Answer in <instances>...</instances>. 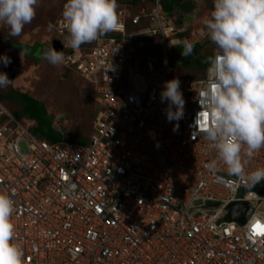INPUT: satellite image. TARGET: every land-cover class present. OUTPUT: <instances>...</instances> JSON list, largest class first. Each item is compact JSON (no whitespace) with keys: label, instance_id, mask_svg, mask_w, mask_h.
<instances>
[{"label":"built area","instance_id":"obj_1","mask_svg":"<svg viewBox=\"0 0 264 264\" xmlns=\"http://www.w3.org/2000/svg\"><path fill=\"white\" fill-rule=\"evenodd\" d=\"M127 9L116 4L120 27L76 50L63 46L62 16L54 27L61 66L93 88L86 143L52 142L33 131L35 119L0 106V192L13 201L23 264H264V233L253 231L264 229V179L246 187L205 139L207 73L183 76L170 63L186 27L160 0ZM129 23L140 27L128 32ZM173 78L184 99L178 121L167 119L160 98ZM242 166L264 168V148L242 152ZM235 202L246 217L226 219Z\"/></svg>","mask_w":264,"mask_h":264},{"label":"clouds","instance_id":"obj_2","mask_svg":"<svg viewBox=\"0 0 264 264\" xmlns=\"http://www.w3.org/2000/svg\"><path fill=\"white\" fill-rule=\"evenodd\" d=\"M38 4L39 0H0V22L8 27L10 36L21 34L35 17ZM212 5L202 23L219 53L209 58L206 69L201 97L202 111L207 113L203 135L227 173L246 187L252 186L264 179V168L245 173L242 152L251 157L264 148V0H212ZM115 9V0H65L61 14L68 38L63 46L76 50L117 30ZM182 43L181 55L187 56L193 45L187 40ZM42 56L52 66L65 59L54 48L44 50ZM10 62L9 56L0 54V65L7 67ZM10 83L7 73L0 71V89ZM160 98L168 102L167 119L178 121L184 105L180 81H165ZM216 163L213 160L207 167L215 168ZM12 211L11 196L0 192V264H23V251L13 237Z\"/></svg>","mask_w":264,"mask_h":264},{"label":"rangeland","instance_id":"obj_3","mask_svg":"<svg viewBox=\"0 0 264 264\" xmlns=\"http://www.w3.org/2000/svg\"><path fill=\"white\" fill-rule=\"evenodd\" d=\"M64 2L65 0H39L35 17L23 27L21 34L15 37L10 36L8 27L0 22V54H6L11 59L7 67L0 65V71L6 72L11 80L9 86L0 89V94H6L14 89L35 98L44 104L47 113L53 116V123L65 136L83 139L87 138L93 129V115L96 110L92 97L93 88L63 66L50 65L42 56V48L51 44L54 27L62 16ZM115 2L126 10L130 6L131 12H136L141 6L150 8L148 0H140L136 3L132 0H115ZM204 2V0L195 2L193 10L185 13L183 25L188 30L190 40L204 39L209 42L205 47L206 51L219 52V49L208 41L210 39L207 30L202 23V18L208 16L213 7L212 1ZM49 25L52 27L49 28ZM61 39L64 40L62 37ZM35 45H38L34 50L38 60L29 53L28 49ZM170 63L175 65L171 59ZM176 66L180 75L187 76L188 72L193 70L188 65L183 68L180 65ZM202 74V70H195L194 76ZM1 101L0 106L10 111L13 117L21 119L19 112L13 111L20 107V104L10 102L11 96L8 95ZM19 149L21 152L26 151L24 142L19 143ZM224 213L226 219L241 220L240 218L246 217V206L235 202L230 204Z\"/></svg>","mask_w":264,"mask_h":264},{"label":"trees","instance_id":"obj_4","mask_svg":"<svg viewBox=\"0 0 264 264\" xmlns=\"http://www.w3.org/2000/svg\"><path fill=\"white\" fill-rule=\"evenodd\" d=\"M139 1L140 0H132L133 3H136V2H139ZM148 1H149L148 3L150 4L149 6L151 7L152 0H148ZM160 1H161V4H162V7H163V11L165 12V15L170 17V18H172L173 21L176 24L183 25V24H185V19H184L185 13L186 14L190 13L193 10L194 6H195V2L197 3L199 0H160ZM201 1H203V0H201ZM204 1H205L204 3H207V2L211 3L212 0H204ZM139 27H140L139 25L138 26H132L129 23L128 26H127V30H128V32H130V31H133V30H137ZM178 39H179V42L174 44L171 47V50H170V59L173 62V64L180 65V67H182V68L184 66H186V65H188L189 67L191 66L193 70L188 72L189 73V74H187L188 77L189 76L190 77H197L198 75L194 76L195 70L196 71L202 70L203 73L206 72V69L209 66L208 65L209 58L212 57L213 54L215 53V51H212V52L206 51L205 47H206V45L209 42L204 41V39H203V41L190 40L189 39L188 30H186L185 32L179 34L178 35ZM185 40H187L190 43H192L193 48H192V51H191V53L189 55L182 56L181 55V51L183 49V43L182 42L185 41ZM208 41H210V40H208ZM14 45H16V44H14ZM37 46L38 45H35V46H33V48H28V49H29V53L31 55L35 56V59L38 60V58L36 57V55L34 53V50H35V48ZM16 47H17V45H16ZM65 69H67V68H65ZM67 70H69V69H67ZM69 71H71V70H69ZM71 72H73V71H71ZM73 73H75V72H73ZM76 75L79 78H81L78 74H76ZM183 76H186V75H183ZM21 94H22L21 92H19L17 90H14V89H12L10 92H8L6 94H3V95L0 94V102H2L1 100L5 96L8 95V96H11V101L10 102H13V103H16V104H20V107L15 108L13 110V111L19 112V117L20 118L25 117V115L22 113V108H21V106L24 105L23 101L20 98ZM94 115H95V112H94ZM88 137L89 136H87V138H83V139H75L72 136H69V135L65 136L64 135V139L65 140L78 141V142H81V143H86L87 140H88Z\"/></svg>","mask_w":264,"mask_h":264},{"label":"water","instance_id":"obj_5","mask_svg":"<svg viewBox=\"0 0 264 264\" xmlns=\"http://www.w3.org/2000/svg\"><path fill=\"white\" fill-rule=\"evenodd\" d=\"M48 48H54L61 51L62 45L58 40H53L51 46L42 48V52ZM20 98L24 103L22 113L36 120L37 124L33 131L52 142L61 141L63 133L53 126V116L47 113L44 104L24 93L21 94Z\"/></svg>","mask_w":264,"mask_h":264},{"label":"snow or ice","instance_id":"obj_6","mask_svg":"<svg viewBox=\"0 0 264 264\" xmlns=\"http://www.w3.org/2000/svg\"><path fill=\"white\" fill-rule=\"evenodd\" d=\"M202 116L204 120L206 121L207 113H202ZM253 231L254 233H257V234L264 233V229H261L258 223L253 225Z\"/></svg>","mask_w":264,"mask_h":264}]
</instances>
